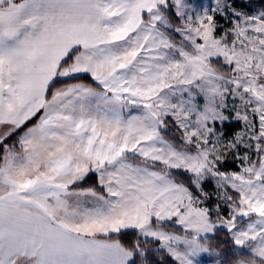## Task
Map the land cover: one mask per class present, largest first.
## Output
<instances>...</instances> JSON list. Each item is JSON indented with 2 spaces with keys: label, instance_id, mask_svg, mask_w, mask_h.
<instances>
[{
  "label": "snow or ice",
  "instance_id": "6c2138e0",
  "mask_svg": "<svg viewBox=\"0 0 264 264\" xmlns=\"http://www.w3.org/2000/svg\"><path fill=\"white\" fill-rule=\"evenodd\" d=\"M0 264H264V0H0Z\"/></svg>",
  "mask_w": 264,
  "mask_h": 264
},
{
  "label": "trees",
  "instance_id": "16d2710c",
  "mask_svg": "<svg viewBox=\"0 0 264 264\" xmlns=\"http://www.w3.org/2000/svg\"><path fill=\"white\" fill-rule=\"evenodd\" d=\"M253 2L255 3L256 2V0H253ZM258 6V5H257ZM84 79L86 80V81H88V78L87 77H84ZM34 122V121H33ZM13 139H15V137H13ZM9 143H11V141H8ZM181 179H184V180H187V177L186 176H181L180 177ZM96 182V177H95V174H89V176L85 179V181L83 182V184L81 185V186H83V187H87V186H89V185H92V184H94ZM169 228H171V227H169ZM124 239L125 240H128V239H130V235L129 236H126V237H124ZM227 239V234L226 233H219L218 234V240L217 241H213L212 243L216 246V247H218V248H221L222 249V247H223V241L224 240H226ZM230 243V242H229Z\"/></svg>",
  "mask_w": 264,
  "mask_h": 264
},
{
  "label": "rangeland",
  "instance_id": "374dc122",
  "mask_svg": "<svg viewBox=\"0 0 264 264\" xmlns=\"http://www.w3.org/2000/svg\"><path fill=\"white\" fill-rule=\"evenodd\" d=\"M202 2L206 5V4H208L209 3V0H202ZM246 10H248V11H251V9H246ZM174 39H179V37H174ZM239 127V125H237V124H230V125H226V128H227V131L228 132H232V131H234L235 129H237ZM237 163L238 162H232L231 161V158H229V162L228 163H226L224 166H223V168H222V170H239L238 168H237ZM205 190H207V191H212V185H211V183H208V184H205ZM214 202V201H213ZM169 230L170 231H178V229H172V228H169Z\"/></svg>",
  "mask_w": 264,
  "mask_h": 264
}]
</instances>
